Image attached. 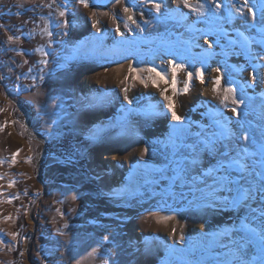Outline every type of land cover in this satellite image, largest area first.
I'll return each instance as SVG.
<instances>
[{"label":"rangeland","instance_id":"1","mask_svg":"<svg viewBox=\"0 0 264 264\" xmlns=\"http://www.w3.org/2000/svg\"><path fill=\"white\" fill-rule=\"evenodd\" d=\"M90 1L0 0V264H235L249 238L240 258L260 264L264 197L234 204L213 170L264 131L261 26L243 0Z\"/></svg>","mask_w":264,"mask_h":264},{"label":"snow or ice","instance_id":"2","mask_svg":"<svg viewBox=\"0 0 264 264\" xmlns=\"http://www.w3.org/2000/svg\"><path fill=\"white\" fill-rule=\"evenodd\" d=\"M78 3L83 4L84 7H89L88 0H77ZM144 3H151L152 7L155 8L157 12L160 11L161 5L159 3L153 2V0H142ZM182 2L187 7H191L189 4V0H182ZM210 4L215 5V9L221 8V3L216 2V0H208ZM243 7L247 9L248 15L251 16L253 21V26H255L256 16L257 12L254 11V8L257 7L255 4H250L249 0H243ZM203 9L204 5H200V15H203ZM125 11H128L127 8L124 9ZM193 11H196L195 8L192 9ZM211 13V10H209ZM243 15V13H241ZM259 14H260V22H261V28L258 29V31L264 32V0H260L259 4ZM61 16H64V12L60 13ZM131 19V17H129ZM95 27V25H93ZM12 37H9L11 39ZM207 43V41H205ZM211 47V45H209ZM260 59H264V55L258 54ZM168 63L172 65L173 67V84H175V72L177 69H182L183 66L179 64H173V61L169 60ZM130 71H138V69H133L132 66H129ZM148 71H154V69H148ZM219 71V69H217ZM159 75V73H157ZM189 78H191L192 73H189ZM197 77L201 76V73L199 70L196 72ZM258 79L257 76H253V80L256 81ZM203 82V81H201ZM155 84V81H153ZM215 85H220V78L217 77V79L214 81ZM189 87L188 82H185V88L184 91L187 92ZM126 91V90H125ZM175 91V90H174ZM213 91H216V88L213 89ZM225 96L224 99H228V94H234L235 89L231 87H227L223 89ZM125 99L127 100V96H125ZM166 100L169 101L168 103V111L171 113V119L176 124H179L181 122V117L177 115L175 111V105L172 103L171 98L165 97ZM130 103V101H129ZM232 103L235 105L231 109L234 115H239L237 113V108L240 106L241 103H243L242 100L239 102L236 98L232 99ZM221 132L220 137L223 139H230L235 138L237 141L241 138L247 142L251 137L250 134L247 132H237L233 133L230 129L225 128L224 125H220ZM239 128L243 130V124L239 125ZM173 131H176V129H173ZM178 139V138H177ZM254 145V151L249 152L247 144L243 147L242 151H238L235 157H229L227 153H225V157L227 160V163L224 162L219 163L218 167L214 169L213 171L220 172L223 171L225 175L215 177L214 178V184H234L236 185L235 191H236V198L233 201L234 204L236 203H245L252 198L253 193H259L261 197H264V131L261 132V138L259 142H256L253 140ZM177 144L173 143V157L176 156V149ZM203 147L211 151L215 148V141H204ZM192 148L194 149V152L196 150V145H193ZM249 157H253L252 163H247V159ZM255 157H258V159H255ZM172 163L175 164V168L173 171L176 173V175L173 177V180H182L183 179V173L186 170V167L189 165H195L197 163V160L195 158V155L190 159H174ZM235 172L236 176H233L232 173ZM211 173H208L210 175ZM11 186V185H10ZM215 190V189H213ZM262 217H264V213L261 214ZM261 223L264 224V219L261 220ZM247 231L251 233V236L254 237L256 240L259 241L260 245V264H264V228H262L260 231H257L255 228H248ZM242 239H244L242 237ZM181 240H183V237H181ZM253 243V240L251 238L244 240V244H251ZM244 244H241L238 249L237 253L240 255H243V248ZM235 255V264H249V262L243 260L240 258V255ZM223 264H233V261H225Z\"/></svg>","mask_w":264,"mask_h":264},{"label":"bare ground","instance_id":"3","mask_svg":"<svg viewBox=\"0 0 264 264\" xmlns=\"http://www.w3.org/2000/svg\"><path fill=\"white\" fill-rule=\"evenodd\" d=\"M259 6V5H258ZM245 16V15H244ZM244 16H241V18H242V20L244 19V21L246 22V23H248V24H250V22H251V24L253 23V21H252V18L250 17V15L249 16H247V17H244ZM240 18V17H239ZM241 20V21H242ZM250 24V25H251ZM256 25H259V27L261 26V22L260 21H255V27H256ZM217 69H216V67H213V69H212V71L210 72V76H209V78H211V80L214 78V76L216 75V71ZM264 71V70H263ZM210 83V82H209ZM203 89L202 90H204V88L206 87L205 86V84H203ZM200 88V87H199ZM201 90V89H200ZM198 91V90H197ZM206 91V90H205ZM204 92V91H203ZM207 92V91H206ZM205 92V93H206ZM204 97V96H203ZM146 136H148V138L150 137L149 136V132L147 131V135ZM106 156H108L109 158H113V159H115L116 160V154L114 153V152H112V153H110V154H106Z\"/></svg>","mask_w":264,"mask_h":264},{"label":"trees","instance_id":"4","mask_svg":"<svg viewBox=\"0 0 264 264\" xmlns=\"http://www.w3.org/2000/svg\"><path fill=\"white\" fill-rule=\"evenodd\" d=\"M75 1H77V0H75ZM95 1H96V0H95ZM89 2H94V1H90V0H88V3H89Z\"/></svg>","mask_w":264,"mask_h":264}]
</instances>
